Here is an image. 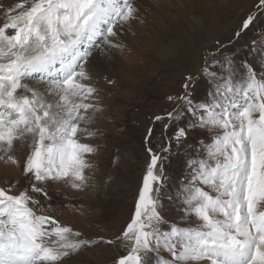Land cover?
<instances>
[{"label": "snow or ice", "instance_id": "1", "mask_svg": "<svg viewBox=\"0 0 264 264\" xmlns=\"http://www.w3.org/2000/svg\"><path fill=\"white\" fill-rule=\"evenodd\" d=\"M219 7L235 5L225 0ZM257 8L235 38L264 17V0ZM3 19L0 162L21 168L26 182L22 190L19 181L0 187V264H83L85 253L103 245L127 249L115 264H264V69L242 63L247 76L237 84L235 60L224 56L211 60L220 71L206 66L199 76H185L182 93L168 97L171 111L154 117L168 121L156 148L150 146L155 130L147 129L148 163L131 221L114 238L93 240L48 214L51 204L44 202L53 186L80 193L97 188L89 158L98 148L79 137L96 136L99 129L88 125L106 110L93 56L127 52L124 38L146 19L133 0H21ZM183 43V37L173 41L166 53L178 56ZM251 53L264 59V32L249 43L245 56ZM206 75L214 87L207 102L197 103L193 90ZM213 130L218 134L201 135ZM190 135L199 139L189 143ZM17 142L29 148L23 162L14 155ZM173 156L184 158L186 171L174 193L166 170ZM166 201L177 202L180 219L196 226L170 221Z\"/></svg>", "mask_w": 264, "mask_h": 264}, {"label": "rangeland", "instance_id": "2", "mask_svg": "<svg viewBox=\"0 0 264 264\" xmlns=\"http://www.w3.org/2000/svg\"><path fill=\"white\" fill-rule=\"evenodd\" d=\"M21 0H0V24L4 22L3 11ZM140 6L146 19L143 25L134 24L132 32L124 38L128 51L117 53L113 58L102 57L97 51L93 56L94 75L99 79L98 87L105 112L97 121L88 125L90 130L99 129L93 138L79 134L82 143L91 144L98 152L89 159L95 165L93 183L97 188L87 193L76 192L67 186L49 189L51 201H45L50 215L66 225L81 231L87 238L112 239L131 221L135 201L148 163L144 138L149 127L154 128L155 137L151 147L156 148L163 138L167 120L154 122L156 115L166 116L175 99L183 91L185 76L198 75L206 66L209 72L220 71V64L213 65L212 58L223 60L230 56L235 60V82L242 83L247 73L240 65L252 62L264 69V59L249 51V43L264 32V17L246 35L234 37L241 21L248 13H255L258 0H231L234 8L219 7L225 0H133ZM183 37L179 55L167 54L165 49L173 41ZM232 43H228L229 40ZM219 40L220 44L215 42ZM205 57L209 58L206 65ZM115 81L108 84L103 79ZM210 75L200 76L194 88L193 99L205 103L214 85L209 84ZM198 132L200 130H197ZM219 130L201 135L212 137ZM198 136H189L194 143ZM29 153L27 144L17 142L14 155L23 162ZM115 161V163H114ZM168 184L175 192L180 179L186 175L184 158L173 156L166 165ZM13 181L22 190L25 177L21 168L5 166L0 162V187L7 188ZM67 205V207H64ZM75 206V207H73ZM178 203L165 202L164 212L170 221L183 226H196L195 220L185 223L177 211ZM85 213L81 215L77 209ZM127 249L115 245L96 246L85 253L83 264H115ZM73 264H78L73 261Z\"/></svg>", "mask_w": 264, "mask_h": 264}, {"label": "bare ground", "instance_id": "3", "mask_svg": "<svg viewBox=\"0 0 264 264\" xmlns=\"http://www.w3.org/2000/svg\"><path fill=\"white\" fill-rule=\"evenodd\" d=\"M2 1V0H1Z\"/></svg>", "mask_w": 264, "mask_h": 264}]
</instances>
